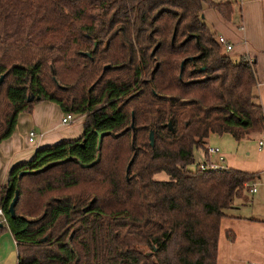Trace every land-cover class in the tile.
Segmentation results:
<instances>
[{"label": "trees", "instance_id": "1", "mask_svg": "<svg viewBox=\"0 0 264 264\" xmlns=\"http://www.w3.org/2000/svg\"><path fill=\"white\" fill-rule=\"evenodd\" d=\"M205 7L230 20L211 0H0V143L41 102L84 117L0 186L17 264H216L220 222L261 175L194 153L210 165L211 134L264 135V112L255 61L223 51Z\"/></svg>", "mask_w": 264, "mask_h": 264}, {"label": "crops", "instance_id": "2", "mask_svg": "<svg viewBox=\"0 0 264 264\" xmlns=\"http://www.w3.org/2000/svg\"><path fill=\"white\" fill-rule=\"evenodd\" d=\"M211 1L231 5L229 21L207 7L203 19L216 38L224 37L231 44L226 54L233 60L244 57L255 61V94L264 112V0ZM63 117L59 107L49 102L19 115L11 137L0 143V186L7 184L10 169L29 160L37 149L82 135L84 117L73 116L72 123L62 125ZM30 131L36 133L33 142L28 141ZM263 137L252 135L236 142L228 134H211L205 141L207 149H218V153L208 154L210 164L261 175L256 193H245L220 222L216 264H264V145L259 148L258 144ZM196 163H205L202 153ZM0 264H17L16 244L9 231L0 236Z\"/></svg>", "mask_w": 264, "mask_h": 264}, {"label": "built area", "instance_id": "3", "mask_svg": "<svg viewBox=\"0 0 264 264\" xmlns=\"http://www.w3.org/2000/svg\"><path fill=\"white\" fill-rule=\"evenodd\" d=\"M217 42L218 44L222 47V49L226 52H230L231 49H232V46L230 43H228V41L224 38V37H218L217 38ZM74 120V117L72 115H65L62 119H61V124L62 125H69L70 123H72ZM36 138V133L34 131H30L28 133V141L29 142H33ZM264 137L261 141H259V148H262V146L264 145ZM207 153L208 154H214V153H218V149L216 148H208L207 149ZM221 160V158H220ZM199 168L202 170V169H212V170H219L221 168L215 166V165H206V164H200L199 165ZM258 184L257 183V180H255L254 182H252L250 185H249V189H248V192L251 193V194H254L256 193L257 191V187H258ZM262 186L264 187V184H262ZM0 220L2 223H6V219L3 215V212L0 208Z\"/></svg>", "mask_w": 264, "mask_h": 264}, {"label": "water", "instance_id": "4", "mask_svg": "<svg viewBox=\"0 0 264 264\" xmlns=\"http://www.w3.org/2000/svg\"><path fill=\"white\" fill-rule=\"evenodd\" d=\"M173 38H174V34L172 35V40H173ZM157 48H158V46H156V47L153 49V51H152V53H151L152 55L154 54V52L156 51ZM83 55H84V56H88L87 53H83ZM182 66H183V62L181 63V68H182ZM107 68H108V67H105L104 70H106ZM1 80H2V78H0V82H1ZM32 100H33V97H32V96H30V97L27 99L28 102H31ZM168 127H169L170 130H172V128H171V124H170V121L168 122ZM101 136H102V135H98V146H99V143H100ZM149 142H150V145L152 146V145H153V134H152V133L149 134ZM132 161H133V160L131 159V161L129 162V164H128V166H127L126 173L128 172L129 167H130ZM16 200H17V193L15 194V197L13 198V200H12V202H11L9 208H8V212H9V214H10L11 217L14 216V206H15ZM0 227H1V224H0ZM44 240H45V239H43L42 241H44Z\"/></svg>", "mask_w": 264, "mask_h": 264}, {"label": "rangeland", "instance_id": "5", "mask_svg": "<svg viewBox=\"0 0 264 264\" xmlns=\"http://www.w3.org/2000/svg\"><path fill=\"white\" fill-rule=\"evenodd\" d=\"M226 53V51H225ZM229 53V52H228ZM201 154V150H196L195 153H194V156H195V161L198 160V157L200 156ZM156 180H159V181H164L166 180V175L165 174H159L155 177Z\"/></svg>", "mask_w": 264, "mask_h": 264}]
</instances>
